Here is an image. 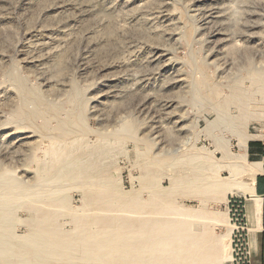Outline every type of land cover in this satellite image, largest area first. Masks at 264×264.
<instances>
[{
    "label": "rangeland",
    "instance_id": "1",
    "mask_svg": "<svg viewBox=\"0 0 264 264\" xmlns=\"http://www.w3.org/2000/svg\"><path fill=\"white\" fill-rule=\"evenodd\" d=\"M250 65L264 0H0V264H131L134 233L231 264L228 187L264 132L230 100Z\"/></svg>",
    "mask_w": 264,
    "mask_h": 264
},
{
    "label": "bare ground",
    "instance_id": "2",
    "mask_svg": "<svg viewBox=\"0 0 264 264\" xmlns=\"http://www.w3.org/2000/svg\"><path fill=\"white\" fill-rule=\"evenodd\" d=\"M250 67L254 74V75L252 74V76L250 75V81L254 84V86L252 87L250 91H244L242 87L240 88L238 85H235V90H233V93L230 97L231 99L230 98L229 99L238 103V106H239V109L242 115L244 114L245 116L250 117V118L255 117V118L264 119V69H258L257 67L251 66V65ZM198 83L201 86H205L204 87L206 88L205 95L208 98H211V97L215 98L214 96L215 85L210 84L201 78L198 81ZM196 89L198 88L196 87ZM245 122L247 121L245 120ZM243 126H244V123H243ZM242 159L247 162L246 156L243 155ZM260 164H261L260 162L254 161V162H251L250 164H247L248 165L247 167L246 165H243V163L241 162L236 163V168H235L236 172H233V171L232 172L236 173V175L239 174L238 179L233 177V180H232L233 182L229 185L228 188L229 189L235 188V191L239 194H247V195L250 194L253 191V185L255 182L256 175L260 172V169H261ZM243 174H245L246 176V178L244 179L239 177L240 175H243ZM148 234L141 236L137 233H134L127 237L128 240H125L126 236H124L125 244L123 248L126 249L127 254L130 256L131 258L130 261L132 262L131 264H178V263H175L172 260V258L169 257V255L173 253L172 252V250H174L172 249L173 246L160 245L159 243H156L154 241L141 240L142 237L143 238L149 237ZM138 235L140 236V239L137 237ZM90 239H91L90 236H85V237L83 236L82 244L85 245L84 243L90 241ZM79 240L80 239L76 241H79ZM201 241L202 242H199V243L197 242V244H194L195 246L198 245L197 248H194V246H188L185 249V252L191 253L192 251H195L194 252L195 255L197 254V255H200V257L202 256V258L199 261H195L194 264H220L221 262L223 263L224 260L228 259V257L226 256V243L225 242L216 241L217 243L215 242V244L212 245V244L207 243V241L204 239H202ZM13 246L15 245L13 244ZM44 250H46L47 253L50 252L48 251L49 249H44ZM50 253L51 254H48V255H52L53 252H50ZM43 255L46 256V254H43ZM109 261L114 262V259L111 258L109 259ZM8 263H11V262H8Z\"/></svg>",
    "mask_w": 264,
    "mask_h": 264
},
{
    "label": "crops",
    "instance_id": "3",
    "mask_svg": "<svg viewBox=\"0 0 264 264\" xmlns=\"http://www.w3.org/2000/svg\"><path fill=\"white\" fill-rule=\"evenodd\" d=\"M251 155H258L260 172L256 175L253 191L244 199L243 219L249 250V264H264V132L250 139ZM257 144V146H255Z\"/></svg>",
    "mask_w": 264,
    "mask_h": 264
},
{
    "label": "built area",
    "instance_id": "4",
    "mask_svg": "<svg viewBox=\"0 0 264 264\" xmlns=\"http://www.w3.org/2000/svg\"><path fill=\"white\" fill-rule=\"evenodd\" d=\"M232 202L236 204L237 207H239L241 203V201L236 200H232ZM232 215H234V213ZM240 216L241 218H234L233 230L230 235L231 264H249L246 225L244 223L243 214Z\"/></svg>",
    "mask_w": 264,
    "mask_h": 264
},
{
    "label": "trees",
    "instance_id": "5",
    "mask_svg": "<svg viewBox=\"0 0 264 264\" xmlns=\"http://www.w3.org/2000/svg\"><path fill=\"white\" fill-rule=\"evenodd\" d=\"M249 146H251V142H249ZM255 146H257V144H255ZM251 153V151H249ZM263 154H264V151H263Z\"/></svg>",
    "mask_w": 264,
    "mask_h": 264
}]
</instances>
